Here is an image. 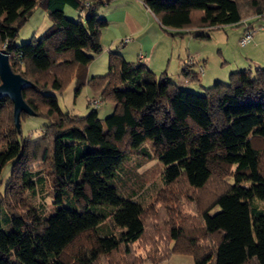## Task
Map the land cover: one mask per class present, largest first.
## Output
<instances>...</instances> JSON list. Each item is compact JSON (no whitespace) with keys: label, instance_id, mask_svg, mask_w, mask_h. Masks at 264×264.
<instances>
[{"label":"trees","instance_id":"obj_1","mask_svg":"<svg viewBox=\"0 0 264 264\" xmlns=\"http://www.w3.org/2000/svg\"><path fill=\"white\" fill-rule=\"evenodd\" d=\"M108 1L0 0V48L12 71L32 83L21 90L24 101L49 120L38 138L25 139L13 122L12 102L0 98V173L12 163L0 199V264H98L120 247L129 260L123 264H135L131 245L144 235V207L121 197L110 181L130 154H143L146 140L164 165L167 187L181 180L198 191L212 177L230 176L231 182L197 213L199 226L169 221L168 239L161 248L155 245L158 261L144 259L160 264L178 253L191 256L194 264H264V211L254 203L264 200V67L232 71L228 83L216 81L195 93L165 72L154 74L141 63L143 54L131 63L113 51L107 72L86 81L88 62L101 52L100 33L107 26L97 10ZM142 2L172 36L205 37L197 30L227 25L245 30L264 19V0ZM41 4L50 26L41 38L15 44L19 28ZM65 6L88 14L84 20L67 19ZM199 67L197 59L181 68V75L196 80ZM71 77L76 92L87 83L100 95L99 105L113 104L112 113L99 118L95 110L85 116L62 112L49 92L60 93ZM42 173L56 202L67 193L80 210L59 207L39 216L26 193Z\"/></svg>","mask_w":264,"mask_h":264},{"label":"rangeland","instance_id":"obj_2","mask_svg":"<svg viewBox=\"0 0 264 264\" xmlns=\"http://www.w3.org/2000/svg\"><path fill=\"white\" fill-rule=\"evenodd\" d=\"M67 19L78 21L84 20L88 14L85 10V15L81 16L76 9L66 6ZM51 22L48 18V13L44 4L37 5L32 11L25 23L19 28L18 33L14 39L15 44H23L33 38H41ZM256 25L264 26V19H258L255 21ZM244 25L235 26H223L214 29H198L197 34L204 35L205 37L196 36L191 33H185L183 35L177 34L176 36L182 40L181 44L184 46L187 39L190 43L188 47L190 49L189 54H194L192 51H199L203 53L204 58H208V64L212 70L219 74H224V77H214L221 83H228V76L230 71L250 69L252 72L256 68V63L252 61L253 57L248 53L247 48L250 46H241L238 43L239 38L243 33ZM258 33V32H257ZM254 34L255 35L257 34ZM253 40V39H252ZM2 48V47H1ZM104 51V50H103ZM103 51L96 54L93 57L92 65L101 73L107 72V63L102 56ZM105 52V51H104ZM101 54V55H99ZM108 54V52H106ZM241 65V66H238ZM237 67V68H236ZM102 69V70H101ZM204 68L199 71L200 74L204 73ZM208 72V71H207ZM87 73V69H86ZM101 73L99 75H101ZM94 75V76H99ZM93 75L89 74L90 79ZM202 84L204 86L209 85L211 82H207V79H203ZM206 83V84H205ZM214 82L210 84L213 85ZM83 86L78 92H76V81L71 77L65 83L60 93L50 91L57 98V102L62 112L69 114H76L85 116L92 110L97 112L99 118H104L110 113L112 109L105 112V108L109 106L108 102L101 101L98 107H93L88 104V98L93 97V90L90 86ZM192 92L202 93V90L193 84L189 88ZM96 95V94H95ZM98 95V94H97ZM49 124V120L40 115H25L20 119V131L21 136L28 140H34L38 138L44 126ZM2 146L0 147V149ZM140 150L143 154H130L125 161L121 164V167L117 171V175L110 181L117 189V193L121 197H131L132 199L140 202L144 207L143 223H144V235L141 240L134 242L131 245L132 258L136 260L135 264H151L144 259L145 256H150L151 259L158 261L159 255L156 252L155 245L160 247L165 244L167 236V223L169 221H175L178 225L183 227L199 226V219L197 213L208 206L214 198L224 191L231 182V177L227 176L223 180L216 177H212L204 188L195 191L188 187L183 181H178L171 187L165 186L162 178V172L164 169L163 163L160 159L153 155L151 152V141L146 140L141 144ZM11 161L7 162L0 173V199L4 193L6 182L10 176ZM233 170V168L231 169ZM44 178L37 181L35 188L26 193V199L29 206L35 209L39 216L47 217L54 213L59 207H75L72 197L65 193L60 203L55 201V191L52 188L49 178L45 173H42ZM198 193V197H194ZM163 199L165 201H163ZM255 205L264 211V200H255ZM97 211L99 207H90ZM217 210L214 208L212 213ZM107 223V222H106ZM154 230L158 231L154 235ZM118 233V230L115 229ZM154 240V244L152 243ZM165 255V254H164ZM128 258L123 256V247H120L116 251L102 255L98 264H123L128 262ZM79 264V263H76ZM160 264H194L192 257L183 254H171L166 260H162Z\"/></svg>","mask_w":264,"mask_h":264},{"label":"crops","instance_id":"obj_3","mask_svg":"<svg viewBox=\"0 0 264 264\" xmlns=\"http://www.w3.org/2000/svg\"><path fill=\"white\" fill-rule=\"evenodd\" d=\"M66 11L67 8L65 6L64 13L67 15ZM97 14L107 21V26L100 33L102 51H105H103L101 57L105 56L103 61L107 63V70L109 52L114 51L121 54L126 61L131 63L138 62V55L140 53L143 54L141 63L150 71L156 75L165 72L166 77L170 81L186 89L193 84H196L201 89V86H204L202 84L204 82L203 79H207V82H211V80L216 82L220 79L214 77H224V74L221 75L218 72L215 75L214 70L208 64V58L203 57L200 49L199 51L191 50V52H195L194 54L197 55L198 61L205 69L204 73L200 74L197 72L198 68H194L193 70L197 72L196 80L191 81L189 78L183 77L181 75V63L185 55L190 53L188 47L190 40L187 39L183 46L181 44L182 40L176 35L172 36L161 27L157 17L147 9L142 0H110L99 6ZM257 32L252 40L253 43L250 41L249 43L251 44L247 48L248 53L250 51L253 57L248 58H251L256 63V66L264 67V26L262 30ZM125 40L126 42H124ZM249 43L246 45H249ZM94 56L97 55H92L87 65L86 81L89 78V74L94 76L103 72L93 67ZM105 73H101V75ZM85 84V86L88 85L87 83ZM210 84L207 86H210ZM93 94L95 96L98 92L93 91ZM111 109L113 110V104L109 103V106L104 110L106 112Z\"/></svg>","mask_w":264,"mask_h":264},{"label":"water","instance_id":"obj_4","mask_svg":"<svg viewBox=\"0 0 264 264\" xmlns=\"http://www.w3.org/2000/svg\"><path fill=\"white\" fill-rule=\"evenodd\" d=\"M31 85L29 80L12 71L7 52L0 50V98L6 97L12 102V117L17 128L21 113L35 115L21 94L23 88Z\"/></svg>","mask_w":264,"mask_h":264},{"label":"built area","instance_id":"obj_5","mask_svg":"<svg viewBox=\"0 0 264 264\" xmlns=\"http://www.w3.org/2000/svg\"><path fill=\"white\" fill-rule=\"evenodd\" d=\"M87 4V3H86ZM262 29L260 25H257L256 27L253 28H247L244 30L243 34L241 35L239 39V44L241 46H244L249 42V40L252 38L253 34L257 31ZM0 50H4L3 46L0 48ZM141 57V56H140ZM197 57L195 55H187L183 58L181 68H184L185 66H191L197 62ZM203 68L199 67V71H201ZM100 103V95L96 94L93 97L88 98V104L92 105L93 107H97Z\"/></svg>","mask_w":264,"mask_h":264}]
</instances>
